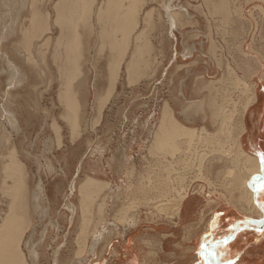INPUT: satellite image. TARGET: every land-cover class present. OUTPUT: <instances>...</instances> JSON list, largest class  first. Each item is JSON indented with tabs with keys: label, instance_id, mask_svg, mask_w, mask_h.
Listing matches in <instances>:
<instances>
[{
	"label": "rangeland",
	"instance_id": "rangeland-1",
	"mask_svg": "<svg viewBox=\"0 0 264 264\" xmlns=\"http://www.w3.org/2000/svg\"><path fill=\"white\" fill-rule=\"evenodd\" d=\"M32 1L5 0V8L0 10V165L5 162L9 148V152L16 151L26 168L31 225L24 232L22 245L29 263L79 264L81 258L86 264H119L125 250L122 247L125 241L120 237L123 233L127 232L128 238L138 234L144 245L155 246L161 244L157 233L164 239L170 226L178 225L174 222L176 217L172 216L183 191L199 193V205L206 199L212 208L216 205L221 209L231 208L226 206L227 202L238 200L232 193L236 189L231 182V170L239 172L235 164L243 156L229 132L234 131L233 137H236L237 128L244 124L240 146L261 160L264 156V135L259 136L253 150L245 146V138L252 130L250 111L254 106L242 116L252 86L259 92L261 64L264 63V0H226L228 10L217 5V0H172L173 12H179V16L185 12L173 31L176 39L168 35L169 18L164 5L170 0L141 2L137 30L142 31L150 50L140 60L139 72L129 75L125 69L130 45L115 88L99 118L97 101L105 97L109 84L107 54L98 55L94 39L90 57L94 64L86 61L81 78L72 79L73 84L79 78L86 80L77 94L81 118L74 134L64 117L66 106L59 100L62 80L52 57L48 56L49 50L37 36L26 35L33 30ZM44 1L38 0V3ZM249 13L250 19L247 18ZM247 22L254 34L251 43L246 42ZM37 43H41L40 48ZM210 45L215 46L213 53L208 50ZM215 95L219 104L226 103L222 109L225 114L221 115L223 118L218 116V120L212 117L208 105V99ZM165 101L174 107L180 121L197 128L196 133L192 137L180 134L173 151L156 150L151 146L152 150L150 144ZM190 102H200L202 106L192 108L190 118H183L182 109ZM200 130L204 133L199 135ZM173 153L182 157L176 161L177 158L170 157ZM87 176L104 183L96 194L84 190V196L79 188ZM106 183L110 186H105ZM261 183H264L262 162L260 172L252 175L247 185L255 195ZM1 195L0 192V204L4 199ZM113 205L119 206L115 215L111 214ZM2 206L0 216L5 209L4 204ZM103 210L105 215L100 214ZM126 212L136 217L138 226L134 232L126 231L132 226L124 218ZM169 217L172 222L165 220ZM84 218L90 222L85 232L81 230ZM103 218L107 221L102 222ZM96 224H105L100 231L107 224L111 227L110 232L94 244L92 232ZM116 224L119 230L113 226ZM190 239L181 237L182 241ZM118 246L121 253L118 249L119 254H115L114 248ZM34 251L36 256L32 255Z\"/></svg>",
	"mask_w": 264,
	"mask_h": 264
},
{
	"label": "bare ground",
	"instance_id": "bare-ground-1",
	"mask_svg": "<svg viewBox=\"0 0 264 264\" xmlns=\"http://www.w3.org/2000/svg\"><path fill=\"white\" fill-rule=\"evenodd\" d=\"M144 1L145 0H143V1L142 0H57V2H56V0H45L41 4L38 3V0H33L31 2L30 23L32 25L31 29H33V30H31V32L29 34L27 33L26 35L29 38L30 37L34 38V36H37L38 39L42 41V46L45 45L46 49L49 50L48 56L50 55L52 57L51 58L52 63H55L56 71L62 80L60 84L63 87L61 86V88H60L59 100L61 101L62 104H64L66 106L64 117L68 120V122L71 126V129H72L71 131L73 132V134L77 131L78 122H79V119L81 118L80 114H79V111H80L79 107H80L81 102H80V98L78 97L77 94L79 93V91L81 89L80 87L86 85V80H83V81L80 80L81 74L83 71V65L86 64V61L92 62L94 64L92 58H90L91 53H92V42L94 39H95V42L98 46V53H99L98 55H101L104 52H105L104 55L107 54L105 56V58L107 60L106 75H107V80H108V84H109L108 89H107V94L105 95V97H101L97 101V103L99 105V114H98L99 118H100L101 111H102L103 107L107 103L111 93L113 92V90L115 88L116 79L118 78L119 72L121 71L122 61L123 60L125 61V55L127 54V50L129 49L130 45L132 47H130L131 50L128 51L129 53L127 54V55H129L128 56L129 58L126 61L125 69L128 71L129 75L130 74L134 75L136 72H139V65H140L139 62H140V60L141 61L143 60L145 53L150 50V46L144 41V37L142 36L143 35L142 31L137 30L138 26H139V19H138L139 18L138 17L139 16L138 15L139 6L141 5V2H144ZM211 1L212 0H210V2ZM152 2L150 1V3H152ZM171 2H172V0H170L169 3L164 5L165 9L167 10V14H168L167 16L169 18L168 23H169L170 28H169V32L168 31L167 32L169 33L168 35L170 38L176 39V34L173 31L176 29L178 22L181 21V19H180L181 15H184L185 12L183 11V13L180 14V16H179V12H173L175 10V7L171 6ZM207 2H209V1H207ZM216 4L220 5V7L224 8V9L228 5L226 0H217ZM5 5H6L5 0H0V10L1 9L4 10ZM197 7H198V5H197ZM216 7L219 8V6H216ZM227 10H228V7H227ZM146 13H147V11H146ZM155 13H156V11H155ZM1 14H2V11H1ZM146 15H148V14H146ZM0 17H1V15H0ZM145 17H147V16H145ZM149 17L152 19L151 16H149ZM147 19H149V18L147 17ZM182 20H184V19H182ZM148 24H149V22H148ZM21 37H22V35H21ZM37 45H38V43H37ZM40 46H39V48H40ZM214 47H212V45H210L209 49H208L209 52H212L213 51L212 49ZM46 49L43 48L42 50L45 51ZM209 55L212 56V54H209ZM48 58H50V57H47V59ZM47 65L49 67V63ZM138 75H139V73H138ZM78 76H80L78 82L76 84H73L72 79L75 77H78ZM180 81L182 82V80H180ZM181 87H182V84H181ZM248 90H250V89H248ZM256 97H257V95H256L255 86H252L251 95L245 102L242 116L245 115V112L247 111V109L249 108L251 103L254 102ZM208 100H209L208 101L209 108L212 111V117L214 119H216L218 116L222 117L221 115L225 114L224 111L222 110L224 107L223 105L224 104L226 105V103L222 102L221 104H219V101H218L216 95L214 97L209 98ZM194 104H195L194 102H190L186 106L183 107V109H182L183 118L184 117L190 118V116L193 115L192 114V112H193L192 108L196 107L197 109H199V107L202 106L200 104V102H198L195 105ZM228 105L231 106V104H228ZM228 105H227V108H228ZM234 106H236V105H234ZM225 109H226V106H225ZM233 110H234V108H233ZM175 113L176 112L174 110V107L168 101H165L163 103L161 111H160V116H159V120L157 121L158 123L156 125V129H155V133L153 136L152 143L150 144L151 149H152V147H154V149H156V150H162V149L166 148L165 151L167 149L173 151L172 149H174L176 147V145H177L176 140L180 134L189 135L192 137V135L194 133H196L195 130L197 128L195 126H188V125L184 124L182 121H180V119L177 117V115ZM230 114L234 115V112L231 113V111H230ZM224 118H228V116L224 117ZM230 118H233V117H230ZM242 119L243 118H241V121L243 122ZM217 120H218V118H217ZM15 124L16 123H14L13 125H15ZM202 130L204 131V128H202ZM243 130H244V124H242V126L240 128H237L238 134L236 135V137H233L234 131L229 130L230 131L229 137L232 136L231 138L233 140L237 141L236 143L239 146V153H241V155L243 156V159H241L239 157V160L237 159V164H235L236 168L240 169L239 172H236L235 169L231 170V173H233V176H231V182L234 183L235 189H236V190L234 189L235 192L232 191V193H236V191L239 192L238 200L236 202L233 201V203H237L236 206L238 205L239 208L242 209L244 212H249V213L253 214V212H255V211L260 212V210L254 202L253 191L247 184H248V180L250 179V177L253 174H255L257 172L259 173L261 167H260L259 158L255 155L249 153L243 146H240L241 142H240L239 137H241ZM201 133H204V132L201 131L199 133V135ZM208 133H210V132L208 131ZM217 133L218 132L215 131L214 135L217 136ZM219 134H218V136H219ZM205 135H206V132H205ZM214 135H213V137H214ZM211 138H212V135H211ZM214 143H216V142L214 141ZM8 147H9V145H8ZM8 153L9 154L6 156L5 162H3L2 166L0 165L1 166L0 172L2 173L0 175V179H1L0 180L1 181L0 192L2 193L1 196H3V198H4V199H2V202L0 204V210H2L3 204L5 207L4 211H2L1 216H0V264H30L28 259H27L26 253L23 249V245H22V243L24 241L23 237H25L24 232H26V230L31 225V219L29 216L30 215L29 198H28L29 194H28V186H27V182H26V179H27L26 168H24V166H23V160L20 159L21 157L19 158V155L16 154V151L14 149H12V151L10 150V152H9V148H8ZM163 156L165 158V155H163ZM175 156H174V153L170 155V157H172V159L175 160L177 158L176 161H178L180 159L181 155L176 156V157ZM223 157H224V155H223ZM239 162H240V165H239ZM0 163H2V162L0 161ZM169 165H171V164H169ZM174 165H176V164H174ZM172 179H174V177ZM103 183L104 182H101V180H99L98 178L96 179L94 177L87 176L86 179L83 181V183H81L79 189H80V192L81 191L83 192L84 190H86L87 193L89 192L92 195V193L96 194V192H97L96 190H98V188L102 187L101 185H103ZM104 185L108 186L109 183H106ZM149 187H150V185H149ZM107 188L108 187H106L105 189H107ZM88 189L89 190L92 189V190L88 191ZM168 190H169V188H168ZM86 192L84 191V196L86 195L85 194ZM183 192L178 196L179 198H178L177 202L175 201L177 208H176V212H175L174 216L179 214V211H180L181 205H182V201L188 195L187 191H183ZM115 193H117V191ZM107 194H106V196H109ZM81 197H82V193H81ZM176 198H177V196H176ZM232 199H234V198H232ZM83 200L85 201V198ZM3 202H5V203H3ZM103 206H105V203ZM162 207H163V205H162ZM117 208H115V206L113 205L111 208V214L113 213V215H115L114 212L116 211ZM120 208L123 209L124 206H120ZM97 210H99V212H100V210H102L101 204L99 206V209H97ZM104 211L105 210H103L102 213H100V214L105 215V214H103ZM99 212L97 211V213H99ZM127 212H126L124 218L127 219V223H129V225L130 226L132 225V226H131V228L126 229V231L130 230V229H132V231H133L137 228L138 223L135 222V218H136V217H134L135 215L129 216L127 214ZM126 215H128L129 218H128V216L126 217ZM104 220H106V219L103 218L102 222H104ZM100 221L101 220H99V222ZM111 222H112V220H111ZM87 223L90 224V222H88L87 219L84 218L82 220V224H81V230L84 232L87 230V228H86ZM99 224H96L97 226L95 225L96 229H94L95 231L92 232L93 233L92 237L95 240L93 242L94 244H97L100 241V238L104 234L108 233L109 228L111 227L110 225L107 224L106 227L103 228L102 231H100V227L102 225H105V224H102L100 226H99ZM124 224L127 227L126 222H124ZM116 225H113V226L115 227V229H118L119 227H118V225L117 226ZM133 225H135V226L133 227ZM173 225H175V224H173ZM204 229H205V227H204ZM82 231H80V232H82ZM126 233H123L122 234L123 236L121 235L120 237H122L124 241L128 242L126 247H129V245L131 244V238L133 236L129 235V238H128ZM118 234L119 233H117V235ZM25 244H29V243L26 242ZM123 246L125 247V245H122V247ZM114 250H116L115 254H119V250H117L116 248H114ZM33 254H34V256H36L35 251L32 252V255ZM85 261L86 260H82L80 258L78 260V263L79 264H86ZM68 264H72V263L69 262Z\"/></svg>",
	"mask_w": 264,
	"mask_h": 264
},
{
	"label": "crops",
	"instance_id": "crops-1",
	"mask_svg": "<svg viewBox=\"0 0 264 264\" xmlns=\"http://www.w3.org/2000/svg\"><path fill=\"white\" fill-rule=\"evenodd\" d=\"M250 16L251 13L247 18ZM250 27L247 22L246 42L249 43L254 35ZM261 65L259 92L256 91L257 97L248 109L254 106L250 111L252 130L245 138V146L250 150L254 149L259 136L264 135V63ZM259 160L261 167L262 160ZM190 192L182 201L181 212L172 216L176 217L174 222L178 225H171L164 239L157 233L161 244L144 245L142 237L135 234L131 238V246L126 247L127 241L122 243L126 244L122 253L121 246L116 248L123 255L119 264H264V183L256 187L255 195L253 193L260 210L253 214L244 212L233 201L227 202L226 206L231 208L226 209L219 205L212 208L206 199L203 205H199V193ZM233 196L238 198L239 194L234 193ZM213 209H216L214 213ZM171 219L166 220L172 222ZM181 237L191 239L182 241Z\"/></svg>",
	"mask_w": 264,
	"mask_h": 264
},
{
	"label": "snow or ice",
	"instance_id": "snow-or-ice-1",
	"mask_svg": "<svg viewBox=\"0 0 264 264\" xmlns=\"http://www.w3.org/2000/svg\"><path fill=\"white\" fill-rule=\"evenodd\" d=\"M262 163H264V156H262Z\"/></svg>",
	"mask_w": 264,
	"mask_h": 264
}]
</instances>
